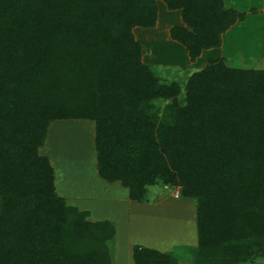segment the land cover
<instances>
[{"label":"trees","instance_id":"16d2710c","mask_svg":"<svg viewBox=\"0 0 264 264\" xmlns=\"http://www.w3.org/2000/svg\"><path fill=\"white\" fill-rule=\"evenodd\" d=\"M162 1L192 30L170 32L191 61L243 18L222 0ZM156 22L155 0H0V264H111L114 228L65 205L38 151L62 119L94 121L98 174L133 200L161 183L195 201L193 264L264 258V68L210 58L179 98L132 35ZM157 99L171 100L161 115ZM132 257L180 264L154 248Z\"/></svg>","mask_w":264,"mask_h":264},{"label":"crops","instance_id":"0c3cea01","mask_svg":"<svg viewBox=\"0 0 264 264\" xmlns=\"http://www.w3.org/2000/svg\"><path fill=\"white\" fill-rule=\"evenodd\" d=\"M222 3L224 11L233 10L243 14V18L237 19L221 35L222 45L220 48L212 47L204 51L218 50V52L221 51L223 53L230 52V55L236 51L241 52L240 57L232 56L231 59H228L230 66H240L231 63L235 60H241L242 63L255 61L259 64V61L263 60L264 57L258 56L255 59L249 60L246 53L242 52V46H239L238 43L240 41L245 46L246 44H252V39L255 40L258 37L262 38L264 36V0H222ZM155 4L156 24L146 28L137 27L140 32L144 33L143 41H146V39L151 41L150 38L152 37L158 41V37H160V39L162 38V43L166 46L176 45L186 52V46L177 40H173L170 36V32L174 27H184L189 32L192 31L183 20L181 8L169 10L162 0H155ZM156 43L159 44V42ZM179 47L177 48L180 49ZM174 55L177 56V54ZM64 127L75 128V130L81 132L80 136L78 135L81 144L80 149L74 155L78 156L83 165H79L75 157L70 155L72 158L68 156L69 158L65 157L66 159H63L66 161V164L71 165H66V169L61 166V160L58 159L59 157H63L62 151L59 149V152L55 149L56 152H49L48 158L53 165L56 192L59 197L72 201L73 205L78 208L81 207L80 204L84 205L88 199L91 200V207L87 211L88 216L95 220L109 222L114 228L113 237L106 243L108 245V243L111 244L113 242L112 245H108L109 250L113 246L111 252L116 251L121 253L124 251L125 254L127 253L118 264H134L130 252L134 253V248L138 246L148 249L154 248L162 251V253H167L174 243L179 244L178 240L181 241L184 235L180 228L179 233L173 236L178 238L175 241L172 239L176 238L169 237L168 235L167 238L163 234L155 235V230H160V223L163 225L166 223L170 224L173 218L169 214L167 207L161 203V200L155 202L154 195L148 198L151 192L149 190L150 187L143 201H135L130 198V189L128 187L123 186L118 181L109 183L100 177L97 171L98 159L96 158L94 144L96 131L93 121L75 119L53 121L48 127L49 137L46 139L45 144H54V134L62 131ZM63 168L65 169V173H72V176L66 177L64 175L65 179H62L63 175L61 172ZM179 207H181L180 204L177 205V208ZM179 209H181L180 213L184 214V205ZM131 236L135 237V241ZM130 243L133 244L132 247ZM112 264H114V261H112Z\"/></svg>","mask_w":264,"mask_h":264},{"label":"rangeland","instance_id":"374dc122","mask_svg":"<svg viewBox=\"0 0 264 264\" xmlns=\"http://www.w3.org/2000/svg\"><path fill=\"white\" fill-rule=\"evenodd\" d=\"M137 27H140V26L133 27L131 31H132L134 40L138 44L141 45V49H142L141 62L146 65L148 64L151 67V69L160 78L161 83L170 84L171 82H177L182 88L181 89L182 91L178 95L179 98H182L185 94L184 86H185L186 81H188V79H190V77L195 72H198V70L203 69L210 58L224 59L226 60V65H229L228 59H231L232 56H236V57L241 56V52L239 51H236L234 52L235 54L232 53L230 55V52L223 53L221 51L218 52V50L204 51L206 50L204 49L202 53H200V55L194 61H191L188 55L189 53L188 50L185 52L184 49L176 45L166 46L165 44L162 43L163 41L161 40L162 38L160 39V37H158V41H156L154 37L150 38L151 41H149L148 39H146V41H143L144 33L140 32ZM146 27H149V26H146ZM146 27H142V28H146ZM156 42H159V44ZM238 45L242 46L241 47L243 49L242 52L246 53V55L248 56L247 58H249V60L255 59V57H258V56L264 57V36L262 38L258 37L255 40L252 39V44H246L244 46L242 45V42L239 41ZM177 47H179L180 49H178ZM174 54H177V56H175ZM231 63L235 65H240V66L251 67L254 69H258L261 67L264 68V58L263 60L261 59V61H259V64L255 61H252V62L248 61L247 63L246 62L242 63L241 60H235ZM155 101H156L154 103L155 107L150 109V111H154V109H157L159 115H161L163 112L165 113V111L171 106V100L157 99ZM86 121L91 122L93 120H86ZM80 133L81 132L75 130V128H70V127L65 128L64 127L62 131H58V133L54 134V137H53L54 138L53 141H55L54 144H50V143L45 144L46 139H48L49 137V132H48L44 145L41 146L38 149V151L40 154L46 155V157H48L49 152H52V151L56 152L55 149H57L58 151L60 149L63 153V157L62 158L59 157L58 159L61 160V163H62L61 166L65 167L66 169H67L66 165L67 166H71V165L66 164V161L63 159H66L65 157H68L70 155H73L75 157V160H77L79 165H83V163L80 162L78 156L74 155V154H77V151L80 149L81 144L79 140L80 138L78 137V135L80 136ZM70 157L72 158V156ZM61 173L63 175L62 179H65L64 175L66 177L72 176V173H65L64 168ZM149 190L151 192L149 193L148 198L154 195L155 202L157 200H161V203L167 207L169 214L172 215L171 217L173 218L170 224L166 223L165 225H163L162 223H160L161 224L159 226L160 230L159 231L158 229L155 230L156 231L155 235L163 234L164 237L166 238H167V235L169 237H173L174 235L179 233V228H180L181 232L184 233V235L181 238L182 240L180 241L178 240L177 237H173L176 239H172V240L174 241L178 240L179 244L174 243L173 247L170 248L171 251L169 250V252H171L177 257L180 264H193V252L196 248H198V245H199L198 232H197L198 222H197L195 201L193 199H190V197L184 196L183 188L179 184L178 185H167V187H165V186H162L161 183L160 184L156 183L154 185H151ZM178 191H180V195L178 196V198H176L175 196L177 195ZM62 200L65 203V205L75 207V209L79 213L86 212L87 213L86 219L89 222L93 223V222L99 221V220L92 219L91 217L88 216L87 211H88V208L91 207L90 199H88L84 205L80 204L81 206L80 208L73 205L72 201H68L65 198H62ZM179 204L181 206L179 208H182V206L184 205V209H185L184 214H181L180 213L181 209L177 208V205ZM156 225L155 227H157ZM131 238H133V240L135 241V237L131 236ZM131 243L133 242L131 241ZM112 244L113 242H111V244L108 243V245H112ZM132 245L133 244H131V247ZM111 249H113V246ZM111 249L109 250V253H108L110 256L111 264H112V261H114V264L120 263L121 260L124 258V255L125 256L127 255V253L125 254L124 251L121 253L116 252V251L111 252L112 251ZM131 252H130V256L133 260ZM120 255L122 256L121 258H120ZM238 264H264V258H255L253 262L246 261V262H242Z\"/></svg>","mask_w":264,"mask_h":264},{"label":"built area","instance_id":"2783aa9c","mask_svg":"<svg viewBox=\"0 0 264 264\" xmlns=\"http://www.w3.org/2000/svg\"><path fill=\"white\" fill-rule=\"evenodd\" d=\"M179 195H180V191H178V193H177V195L175 197L178 198Z\"/></svg>","mask_w":264,"mask_h":264}]
</instances>
